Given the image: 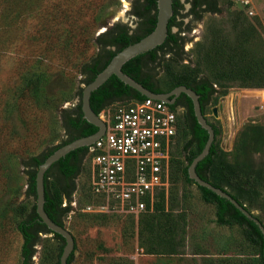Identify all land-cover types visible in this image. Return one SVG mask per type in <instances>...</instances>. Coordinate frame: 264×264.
Returning <instances> with one entry per match:
<instances>
[{"label":"rangeland","instance_id":"374dc122","mask_svg":"<svg viewBox=\"0 0 264 264\" xmlns=\"http://www.w3.org/2000/svg\"><path fill=\"white\" fill-rule=\"evenodd\" d=\"M18 1L0 0V264L22 260L16 225L35 204L27 193L24 162L66 139L60 115L79 102L78 92L85 86L79 69L96 55L95 38L115 24L134 27L136 21L132 0ZM181 2L190 7L186 0ZM216 2V14L203 13L199 20L183 17L181 27H189L180 33L185 38L183 55L164 57L157 69L162 88L172 83L171 72L179 79L184 71L203 69L197 72L199 78L217 80L209 65L198 67L200 45L214 36L218 44L233 42V14L242 13L255 26L251 52L259 48L260 40L264 44V0ZM248 81L219 80L204 116L220 130L216 140L225 160L239 172L253 165V195L245 206L264 224V147L251 158L239 151L246 128L260 127L264 132V89L243 87ZM213 108L219 110L217 118ZM188 139L182 129L173 150L175 169L167 192L158 209L137 222L84 211L95 200L88 191L89 166L83 164L74 180L70 201L74 205H69L71 213L63 220L75 242L72 264H134L136 247L152 255L141 259L144 264H262L258 248L240 227L218 226L215 207L204 203L197 187L181 175L194 154V147L183 148ZM39 237L32 263L57 264L60 243L51 234Z\"/></svg>","mask_w":264,"mask_h":264},{"label":"trees","instance_id":"16d2710c","mask_svg":"<svg viewBox=\"0 0 264 264\" xmlns=\"http://www.w3.org/2000/svg\"><path fill=\"white\" fill-rule=\"evenodd\" d=\"M186 1L189 3L190 8L185 15L191 16L194 20L201 19L203 13L216 14L219 11L216 0ZM17 2L19 1L17 0ZM172 7L173 15L167 25V37L162 45L155 48L160 50L161 55H157L156 53L151 54L154 51L151 50L130 59L121 68L124 74L154 94L162 93V89H164L159 85L157 71L164 57L177 55L178 58H182L183 55L185 38L176 33H171L172 27L178 26L180 33L185 29L189 30V27H181L182 22H175V16L182 8L180 1L173 0ZM131 15L136 19L134 27L115 24L95 38V42L98 46L96 55L89 61L82 63L79 69L80 75L83 77L82 83L84 85L93 81L119 51L139 41L153 31L156 24V0H132ZM230 24L231 30L235 33L233 42L223 41L218 44V42H213L215 39L214 36L204 40L200 45L198 67L204 68L205 65H209L217 80H211L207 77L199 78L197 72L203 69L187 73L184 71L179 79L176 77L177 75L175 76L173 72H171L172 83L164 89L168 90L180 85L192 89L198 95L203 115L205 108L209 106L212 97L216 93L213 85L217 84L219 80H233L238 78H242L243 80L249 79L247 83L242 85L243 87L264 89V44L262 45V41L260 40L259 48L255 52L250 51L255 26L248 23L240 12L233 14ZM255 25H260L259 21H256ZM145 55L149 56L142 63V58ZM142 64L151 72V82L149 78H143L141 74ZM182 95L186 98L188 107L186 115L179 121V132L182 131V129L183 131L185 130L189 139L184 144L183 148L186 150L190 147H194V154L191 158L186 160V166L181 169V175L186 182L194 184V182L188 178L187 168L192 159L202 151L208 135L195 119L191 100L186 95ZM78 96V104L73 108L64 109L60 115V127L64 131L66 139L59 145L49 149L46 153L39 156H32L24 162L27 168V193L35 199V174L38 166L45 158L51 155L60 146L74 139L92 135L97 131L96 127L83 119L80 108L81 91L78 92ZM144 98L145 97L126 86L112 75L105 83L91 93L89 103L92 111L98 115L104 108L112 103L122 100L140 101ZM211 125L215 134L214 142L207 156L197 164L195 171L202 180L227 192L240 205L245 206V201L249 202L253 195V189L250 183L251 178L253 176L255 177L256 172L252 164H247L244 170L239 172L234 164L225 160V153L219 148L216 140L220 134V130L216 125L212 123ZM263 147L264 132L262 128L248 127L242 132L239 142V151L242 152L245 157L251 158L254 153L260 151ZM86 151L87 147L71 151L65 157L55 162L44 175L45 201L43 208L49 219L60 226L65 227L63 220L68 216L71 210L69 204L65 207L62 206L63 200L66 199L68 202L71 201V194L75 187L74 180L80 172H82ZM174 169L175 160L173 158L170 180ZM50 179L51 181L49 182ZM51 186L53 192H50ZM196 187L200 192L202 201L215 207L214 222L218 226L231 227L236 225L240 227L243 236L258 248L262 264H264L262 256L264 238L258 226L248 220L226 199L215 195L206 188ZM163 194L164 192H161L157 195V200L154 202L152 212L147 214H151L158 209ZM245 208L248 210L247 206H245ZM257 219L264 226L263 222L259 218ZM16 230L22 239L20 249L21 264H33L32 257L35 254V247L40 241V234H51L52 238L60 243L57 254V264H59L64 240L59 235L49 232L45 225L41 223L35 211V204L32 206L28 215L16 225ZM74 251L75 242L73 252L67 259V264H72Z\"/></svg>","mask_w":264,"mask_h":264},{"label":"built area","instance_id":"2783aa9c","mask_svg":"<svg viewBox=\"0 0 264 264\" xmlns=\"http://www.w3.org/2000/svg\"><path fill=\"white\" fill-rule=\"evenodd\" d=\"M98 117L105 132L87 147L83 160L89 166L88 191L95 203L84 211L137 220L152 212L157 195L169 187L178 112L144 98L115 102ZM67 204L74 205L64 199L62 206Z\"/></svg>","mask_w":264,"mask_h":264},{"label":"water","instance_id":"95a60500","mask_svg":"<svg viewBox=\"0 0 264 264\" xmlns=\"http://www.w3.org/2000/svg\"><path fill=\"white\" fill-rule=\"evenodd\" d=\"M173 0H156V24L151 33L143 37L139 41L128 45L121 51H119L109 62V64L94 78L93 81L84 86L81 91V101L80 108L82 112L83 119L97 128V131L89 136L74 139L59 148H57L51 155H49L45 160L38 166L35 174V211L38 215L39 220L45 225L49 232L59 235L64 240V246L59 258V264H67V259L74 249V238L70 231L64 226H60L54 223L46 215L44 211V201H45V190H44V175L46 171L59 159L65 157L71 151L78 148L89 147L95 141H97L105 132V124L99 119L92 109L90 108V95L93 91L98 89L103 83H105L112 75H114L123 84L135 90L137 93L145 98L155 99L162 101L168 105H173V99L170 97H177L180 94L186 95L192 102L193 113L197 123L202 129L207 132L208 138L202 149V151L197 154L189 164L187 168L188 178L194 182L196 186L206 188L213 192L215 195L226 199L229 201L238 211H240L248 220L255 223L259 230L261 231L264 238V226L261 222L249 212L245 206L240 205L232 196L227 192L214 187L209 182L202 180L196 173L195 168L197 164L204 159L212 146L215 134L212 125L206 120L205 116L202 114L200 102L198 100V95L187 88L184 85L175 87L168 94H154L146 90L139 83L134 81L132 78L127 76L121 71L122 66L128 62L130 59L144 54L148 51L163 44L167 37V25L170 18L173 15ZM212 115L214 118L218 117L217 108L212 109ZM264 259V247L262 253Z\"/></svg>","mask_w":264,"mask_h":264},{"label":"flooded vegetation","instance_id":"af4514ba","mask_svg":"<svg viewBox=\"0 0 264 264\" xmlns=\"http://www.w3.org/2000/svg\"><path fill=\"white\" fill-rule=\"evenodd\" d=\"M180 1V3L182 4V8H181V10L179 11V13L175 16V22H182L183 23V17L184 16H186L185 14L188 12V10H189V8L190 7H185V5L181 2V0H179ZM133 17V16H132ZM190 18H192L191 16H189ZM179 18H180V20H179ZM175 30V31H174ZM171 33H176V34H178L179 36H181V34H180V31H179V29H178V26H174V27H172V29H171ZM182 37V36H181ZM184 46V45H183ZM154 51L151 53V54H153V53H156L157 55H161V52H160V50L159 49H153ZM150 55V54H149ZM149 55H145V56H143V58H142V63H143V61H145L146 59H147V57L149 56ZM142 67H141V74H142V76H143V78L145 77V78H149L150 79V82L152 81V74H151V72L148 70V69H146V67L142 64L141 65ZM175 88V87H174ZM174 88H171V89H168V90H164V89H162V93H156V94H168L170 91H172ZM192 90V89H191ZM173 99V101H174V103H173V105H171V106H173V108L178 112V116H179V120H181V119H183V117L186 115V112H187V100H186V98L182 95V94H180V95H178L177 97H175V98H173V97H170V100H172ZM113 104V103H112ZM217 113H219V110L217 109Z\"/></svg>","mask_w":264,"mask_h":264},{"label":"crops","instance_id":"0c3cea01","mask_svg":"<svg viewBox=\"0 0 264 264\" xmlns=\"http://www.w3.org/2000/svg\"><path fill=\"white\" fill-rule=\"evenodd\" d=\"M134 220H135V219H134ZM135 221L137 222L138 219L135 220ZM138 253H139V255H138ZM147 257H150V258H151L152 255H151V254H150V255L143 254L142 250L139 249L138 247H136V254L133 255V256L131 257V259L133 260L134 264H144V263H142V260H141V259H145V258H147Z\"/></svg>","mask_w":264,"mask_h":264},{"label":"bare ground","instance_id":"6f19581e","mask_svg":"<svg viewBox=\"0 0 264 264\" xmlns=\"http://www.w3.org/2000/svg\"><path fill=\"white\" fill-rule=\"evenodd\" d=\"M122 15V14H121Z\"/></svg>","mask_w":264,"mask_h":264}]
</instances>
